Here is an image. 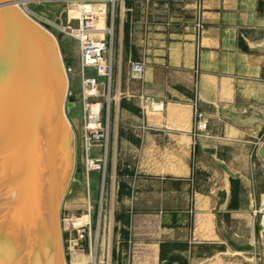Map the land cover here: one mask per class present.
Segmentation results:
<instances>
[{"label": "crops", "instance_id": "0c3cea01", "mask_svg": "<svg viewBox=\"0 0 264 264\" xmlns=\"http://www.w3.org/2000/svg\"><path fill=\"white\" fill-rule=\"evenodd\" d=\"M107 9L112 73L97 100L109 137L92 156L108 159L91 197L95 210L101 199L112 209L116 264H229L245 224L247 249L255 242L264 207V0ZM138 61L146 71L134 81Z\"/></svg>", "mask_w": 264, "mask_h": 264}, {"label": "water", "instance_id": "95a60500", "mask_svg": "<svg viewBox=\"0 0 264 264\" xmlns=\"http://www.w3.org/2000/svg\"><path fill=\"white\" fill-rule=\"evenodd\" d=\"M65 38L0 0V264H67L61 211L80 121L68 117ZM258 153L264 162V143Z\"/></svg>", "mask_w": 264, "mask_h": 264}, {"label": "rangeland", "instance_id": "374dc122", "mask_svg": "<svg viewBox=\"0 0 264 264\" xmlns=\"http://www.w3.org/2000/svg\"><path fill=\"white\" fill-rule=\"evenodd\" d=\"M119 1L37 0L36 2L27 3L26 0H17L29 16L42 21L43 24L51 25L50 27L53 28L54 32H63L66 35V38L60 43V49L69 77L70 92L78 97L77 105L71 110L68 117L80 121V128L75 131L77 162L74 179L81 180L85 187H80L73 181L62 205L61 226L67 264H116L115 250L123 240L118 234V226L112 217L110 205L106 206L104 204L102 209L98 206L95 210L92 203V175L96 172H87L86 170V153L82 130L85 119V106L82 92L83 76L80 64L79 41L63 30L66 27L77 29L81 14L86 9L96 13L100 23L99 26L105 28L104 22L107 14H109L107 8ZM100 10L106 11V15H101L102 11ZM93 71L92 69L86 70V76L93 77ZM106 146L102 148H106ZM90 157L93 158L92 151ZM98 159L105 162L107 170V156L104 155ZM102 175L105 176L106 173ZM68 205L72 206L70 210L67 209L69 208ZM89 208H91L92 215L91 225L88 224ZM254 212L253 228L254 235L257 238L252 246L247 249L246 246H248L252 237L247 233L249 229L245 224L246 234L243 238H238L236 243L239 248H242L238 250L242 253L236 255L233 262L228 260L229 264H264V207L258 206L254 209Z\"/></svg>", "mask_w": 264, "mask_h": 264}, {"label": "built area", "instance_id": "2783aa9c", "mask_svg": "<svg viewBox=\"0 0 264 264\" xmlns=\"http://www.w3.org/2000/svg\"><path fill=\"white\" fill-rule=\"evenodd\" d=\"M37 0H26L36 2ZM39 1V0H38ZM114 2L115 0H107ZM25 2V3H26ZM22 8V6L19 4ZM101 15H106V11ZM34 19V18H33ZM35 20V19H34ZM39 23L42 21L36 20ZM97 14L84 10L81 14L80 24L77 29L66 27L63 30L76 37L79 41L80 64L82 71V92L85 106V119L82 125L84 149L86 153L87 172L106 173L103 160L90 157V152L95 147H104L108 143V129L103 122V104L97 99L101 96L100 78L111 79L112 63L109 56L108 36L110 30L100 27ZM92 69L96 76H86V70ZM146 71V64L138 61L131 64L130 78L137 81L142 80ZM197 122L200 129H206L207 124L203 122V115L197 114ZM104 205V199L100 201V208ZM91 208L88 213V224L91 225Z\"/></svg>", "mask_w": 264, "mask_h": 264}, {"label": "bare ground", "instance_id": "6f19581e", "mask_svg": "<svg viewBox=\"0 0 264 264\" xmlns=\"http://www.w3.org/2000/svg\"><path fill=\"white\" fill-rule=\"evenodd\" d=\"M18 3V2H17ZM23 9V8H22ZM24 10V9H23ZM87 10V9H86ZM25 11V10H24ZM90 11V10H89Z\"/></svg>", "mask_w": 264, "mask_h": 264}]
</instances>
